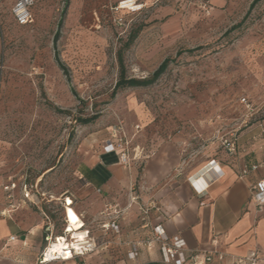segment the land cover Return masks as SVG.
<instances>
[{
	"label": "rangeland",
	"instance_id": "1",
	"mask_svg": "<svg viewBox=\"0 0 264 264\" xmlns=\"http://www.w3.org/2000/svg\"><path fill=\"white\" fill-rule=\"evenodd\" d=\"M119 1L39 0L31 23L17 26L12 0H0V183L42 180L54 231L64 229L56 199L68 196L70 206L89 197L76 173L84 140L101 143L120 123L137 140H185L188 166L221 155L220 138L241 121L247 124L237 135L264 120V0H230L220 13L202 0H134L137 9L117 10ZM118 53L128 78H147L165 58L174 61L153 85L111 97ZM93 115L92 123L78 121ZM116 209L104 204L98 217L117 219L124 210ZM17 256L0 264H28Z\"/></svg>",
	"mask_w": 264,
	"mask_h": 264
},
{
	"label": "crops",
	"instance_id": "2",
	"mask_svg": "<svg viewBox=\"0 0 264 264\" xmlns=\"http://www.w3.org/2000/svg\"><path fill=\"white\" fill-rule=\"evenodd\" d=\"M202 1L212 13H220L230 0ZM263 132L264 120L251 124L236 140H231L234 146L230 154L221 147V155L213 153L207 158L200 157L188 166L181 159L185 140L160 136L137 140L136 133L128 130L129 168L120 164L117 152L103 153L100 143L84 140L79 148L81 155L76 173L89 189V197L83 205L72 203L70 206L81 217L96 248L70 260L47 264H164L159 244L145 245L152 240L156 226L170 241L173 238L184 240L189 252L215 248L241 257L253 250L264 261V205L260 208L255 205L251 191V187L264 178ZM210 160L221 165L224 175L210 184L206 192L196 194L187 178ZM137 165H141V173ZM138 176L139 182L136 181ZM38 181L32 185H37ZM14 182L17 184L14 193L17 207L0 216V259L18 255L22 262L38 264L48 238L62 233L54 231L49 221L46 205L52 200L37 187L35 202H31L22 195L21 183ZM134 182L137 183L135 190ZM67 198L56 199L64 228L68 225L64 211ZM128 198H138L140 204H133ZM154 203L159 209L151 208L147 220L143 221L139 207ZM7 204L0 189V212L7 210ZM104 204L114 211L119 204L123 214L104 221L98 217ZM106 222L117 224L118 232L102 228ZM10 237L15 240L8 242ZM132 245H137L138 251L134 259H128ZM209 264H230V260Z\"/></svg>",
	"mask_w": 264,
	"mask_h": 264
},
{
	"label": "built area",
	"instance_id": "3",
	"mask_svg": "<svg viewBox=\"0 0 264 264\" xmlns=\"http://www.w3.org/2000/svg\"><path fill=\"white\" fill-rule=\"evenodd\" d=\"M38 0H12V6L10 8V14L13 18V21L18 26H26L31 23L32 17H31V8L34 7ZM118 10H134L137 9V6L135 4L134 0H122L119 1L118 6L116 7ZM239 105L245 107L248 110V117L253 116V108L251 107L247 97L241 96L238 100ZM247 124L246 120H243L240 122V125L236 130H232L231 132L227 133L225 136H222L220 138L221 140V146L226 150L228 154H230L233 151V141L237 138V130L245 126ZM135 129H138L136 126ZM114 133L115 135L111 138H108L106 140H103L100 143V149L103 153H113L117 152L118 159L120 164L124 168H129L131 165L130 162V156H129V149H130V139L128 138L126 132L124 131L121 124H116L114 126ZM264 136V132H263ZM206 166L209 167V173L207 175V187L202 190H198L196 186H194V180L193 176H190L187 178V181L193 191L196 194H202L206 192L207 188L212 184L213 182L219 180L223 177L224 171L221 167V165L215 161L210 160L206 163ZM253 169L256 167L253 166ZM262 168L264 169V162L262 163ZM243 174L246 173V170H243ZM22 195L29 201L35 202L33 197H35L38 194L37 191V185L36 184H27L25 182H22L20 184ZM0 189L4 192L5 199L8 202L7 210H2L0 212V216H5L7 214V211H13L16 209L17 204L14 203V193L17 189V184L10 178L8 179L7 183L0 186ZM252 196L255 205L260 208L264 205V178H262L257 184L253 185L251 187ZM36 198V197H35ZM131 201H136V198H131ZM64 211H66V208H64ZM139 211L142 214V220L146 221L148 218L149 213V206H143L141 205L139 207ZM113 212H115L113 210ZM66 213V212H65ZM66 216V214H65ZM79 219L82 221L81 217L78 216ZM83 226L81 230H84L85 232V241L82 244H79L77 246H72V239L71 234L66 232L67 226L63 229L62 234L60 236H56L53 238H48V243L46 247L43 249L40 258L38 260V264H47L54 261H66L70 260L76 256H81L85 253L92 252L96 248V244L94 239L89 236L88 231L84 229L83 222L81 223ZM102 228L105 229H112L115 232H118V226L114 222H111L110 224H104L102 225ZM14 237H10L8 239V242L14 241ZM61 241V243H65L66 248L64 252L69 253V258L65 259V256H62L58 253L50 252V246L52 242L58 243V241ZM74 241V239H73ZM151 243H157L160 246V250L162 253V262L164 264H209L213 261L217 262H223L225 259L230 260V264H264V261L259 258L256 251H248L245 255L241 257L231 256L229 254L223 253L215 248L211 250H195V251H188L186 249V245L184 240L180 238H173V240H169V238L166 236V234L163 232V230L156 226L153 228V238L152 240L146 242L145 245H150ZM138 251L137 245H132L131 251L127 254L128 259H134L136 256V253Z\"/></svg>",
	"mask_w": 264,
	"mask_h": 264
},
{
	"label": "trees",
	"instance_id": "4",
	"mask_svg": "<svg viewBox=\"0 0 264 264\" xmlns=\"http://www.w3.org/2000/svg\"><path fill=\"white\" fill-rule=\"evenodd\" d=\"M39 1V0H38ZM37 1V2H38ZM256 1L258 0H254L252 2L251 5H254V3H256ZM36 2V4H37ZM35 4V5H36ZM34 5V6H35ZM251 7V6H250ZM32 9V8H31ZM32 17V14H31ZM15 23V22H14ZM29 25V24H28ZM18 26V25H17ZM27 26V25H26ZM58 35L56 33L55 37H54V41L58 38ZM134 34L130 37V39L128 40V43L126 45H129V43L131 41H133L134 38ZM180 52H177V54H179ZM176 54V55H177ZM118 66H119V74H118V79L113 87L112 93H111V97H114L116 95V93L120 90H124L127 88H145V87H149L151 85H153L168 69V67L173 64L174 59L171 58H165L158 66L157 68L151 73V75L147 78H143V79H137V78H128L125 75V67L123 64V60H122V55L121 53H118ZM55 60L56 63L58 65V67L66 74L67 71L66 69L61 65L60 61L58 60V54H55ZM95 119H97L96 115L87 117V118H78V121L82 124V125H86L89 123H92ZM42 180H39L37 183V187L39 188V183ZM27 184H32L33 182H26ZM62 229L60 230V233H62Z\"/></svg>",
	"mask_w": 264,
	"mask_h": 264
},
{
	"label": "bare ground",
	"instance_id": "5",
	"mask_svg": "<svg viewBox=\"0 0 264 264\" xmlns=\"http://www.w3.org/2000/svg\"><path fill=\"white\" fill-rule=\"evenodd\" d=\"M196 171V169H195ZM209 173V167L206 166V164H204L203 166H201L197 171L196 174L194 175L195 177H193L194 180V186H196V188L198 190H202L205 189L208 185L207 183V175ZM71 200V199H69ZM67 204V203H66ZM70 204V203H69ZM66 208V216H65V220L67 222V230L66 232H68L69 234H71V239H72V246H77L79 244H82L85 241V232L84 230H81L82 228V221L79 219L78 215L75 213V211L68 205L65 206ZM71 213V216H70ZM73 217L75 219H73ZM74 239V241H73ZM68 249L66 248L65 243H61V241L59 240L58 243L52 242L51 246H50V252L53 253H58L62 256H65V259L69 258V253L63 249Z\"/></svg>",
	"mask_w": 264,
	"mask_h": 264
},
{
	"label": "snow or ice",
	"instance_id": "6",
	"mask_svg": "<svg viewBox=\"0 0 264 264\" xmlns=\"http://www.w3.org/2000/svg\"><path fill=\"white\" fill-rule=\"evenodd\" d=\"M70 216H71V213H70ZM73 219H75V218L73 217Z\"/></svg>",
	"mask_w": 264,
	"mask_h": 264
}]
</instances>
